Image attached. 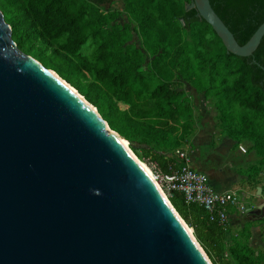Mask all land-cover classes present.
<instances>
[{"label":"water","instance_id":"obj_1","mask_svg":"<svg viewBox=\"0 0 264 264\" xmlns=\"http://www.w3.org/2000/svg\"><path fill=\"white\" fill-rule=\"evenodd\" d=\"M189 6L231 54L264 35L239 44L209 0ZM33 59L0 10V264H208L98 111Z\"/></svg>","mask_w":264,"mask_h":264},{"label":"trees","instance_id":"obj_2","mask_svg":"<svg viewBox=\"0 0 264 264\" xmlns=\"http://www.w3.org/2000/svg\"><path fill=\"white\" fill-rule=\"evenodd\" d=\"M110 1L0 0V10L17 47L29 51L26 41L36 40L49 49L35 58L91 103L110 129L137 141L132 150L143 151L153 170H168L179 137L191 129L192 104L172 87L180 71L195 88L215 95L224 115L237 117L264 145V35L251 56H237L189 6L192 0H122L121 11L105 10ZM209 1L239 44L264 22V0ZM123 11L129 21L120 24ZM131 22L141 47L131 42ZM259 172L253 165L240 174L250 180ZM168 200L217 264L225 228L187 206L180 191ZM228 251L237 264H253L245 244L235 242Z\"/></svg>","mask_w":264,"mask_h":264},{"label":"rangeland","instance_id":"obj_3","mask_svg":"<svg viewBox=\"0 0 264 264\" xmlns=\"http://www.w3.org/2000/svg\"><path fill=\"white\" fill-rule=\"evenodd\" d=\"M104 9L121 11L123 9L122 0H111L104 5ZM116 20L120 24L129 21L124 11L121 12ZM134 25L135 22L130 23V28L132 29L131 42L135 46L141 47L140 36L133 29ZM26 46L29 51L23 48L18 49L38 62L40 61L35 58V55L47 56L50 53L49 49L36 40H27ZM151 58L149 55L147 56L145 67ZM189 67L193 66L191 65ZM172 87L185 92L193 107L191 129L184 136L179 137L180 144L176 147L187 152L191 164L192 162L194 165H197L196 162L199 163L203 168V170L199 171L208 179L210 174L236 172L238 179L230 188H239L249 194V198H246V203L244 201L243 207L240 209L232 208L230 210L232 216L228 217V223H230L225 229L224 238H222L227 252L229 253L228 248L234 245L235 242L245 244L250 250V257L253 264H264V208H262L261 214L256 215L258 204L264 202V153L261 152V150L264 151L263 143H259L254 137L249 136L241 128L237 117H226L224 112L217 107V98L215 95L195 88L186 80L185 75L181 71L174 78ZM121 107L125 108L124 105H121ZM126 141L134 155L145 163L142 160V156L144 155L143 151L139 149L132 150L131 148V145L136 144L137 141ZM253 165L259 167L260 172L254 176L252 175V178L248 180L246 175H242L240 172L252 168ZM148 167L154 176V170L150 166ZM257 187L261 188L260 194H257ZM163 192L168 199V195L164 189ZM181 219L183 220L182 217ZM183 222L196 239L193 228L184 220ZM197 243L203 250L208 261L213 264L208 253L198 241ZM224 257L217 258V264H237L232 255L229 254L230 259H225Z\"/></svg>","mask_w":264,"mask_h":264},{"label":"built area","instance_id":"obj_4","mask_svg":"<svg viewBox=\"0 0 264 264\" xmlns=\"http://www.w3.org/2000/svg\"><path fill=\"white\" fill-rule=\"evenodd\" d=\"M174 159L167 171L154 170L161 188L167 195L174 190L180 191L187 206L202 209L209 221L226 228L230 210L243 207L249 194L239 188L224 191L214 188L209 179L192 166L187 152L181 148L174 150Z\"/></svg>","mask_w":264,"mask_h":264},{"label":"bare ground","instance_id":"obj_5","mask_svg":"<svg viewBox=\"0 0 264 264\" xmlns=\"http://www.w3.org/2000/svg\"><path fill=\"white\" fill-rule=\"evenodd\" d=\"M31 59H33L30 56H27ZM35 60V59H33ZM37 61V60H35ZM38 62V61H37ZM47 72L52 75L55 79H57L64 87H66L72 94H74L78 99H80L95 115L97 114V110L89 103L85 100V98H83L75 89H73L67 82H65L62 78H60L54 71L52 70H47ZM106 130L108 132H110L114 137H116L122 144L123 146L128 150V152L134 157V159L141 165V167L145 170V172L149 175V177L153 180V182L156 184V186L158 187L159 191L161 192L162 196L164 197L165 201L167 202V204L169 205V207L172 209V211L174 212V214L177 216V218L180 220V222L183 224V226L186 228L187 232L189 233V235L191 236V238L193 239V241L195 242V244L199 247L200 250L201 247L198 245L197 241L195 240V238L192 236V233L190 231V229L185 225V223L183 222V220L180 218V216L177 214V212L173 209V207L171 206V204L169 203L167 196L165 195V193L163 192V189L161 188V186L159 185V183L157 182V180L155 179V177L153 176L151 170L149 169V167L143 163L142 161H140L134 154L133 152L129 149L128 145H127V141L126 139H124L123 137H121L119 134H117L116 132L112 131L109 129V127L107 126V124L105 122H103ZM204 254V253H203ZM205 255V254H204ZM206 257V256H205ZM207 259V257H206ZM208 264H211L208 259H207Z\"/></svg>","mask_w":264,"mask_h":264},{"label":"crops","instance_id":"obj_6","mask_svg":"<svg viewBox=\"0 0 264 264\" xmlns=\"http://www.w3.org/2000/svg\"><path fill=\"white\" fill-rule=\"evenodd\" d=\"M196 164L198 166L194 165V163L192 162V166L195 169L203 170L202 166H200L199 163L196 162ZM209 179H210L209 181L211 182V184L214 185V188H216L219 191H224V190L229 189L232 186V184H234L237 181L238 174L236 172H230V173L226 172L224 174L222 172H219L218 174L217 173L210 174ZM231 216L232 215L230 212L229 217H231ZM229 223H227V226L229 225ZM220 257H224L225 259H230L229 253L227 252L226 247H225L224 251L221 253Z\"/></svg>","mask_w":264,"mask_h":264},{"label":"flooded vegetation","instance_id":"obj_7","mask_svg":"<svg viewBox=\"0 0 264 264\" xmlns=\"http://www.w3.org/2000/svg\"><path fill=\"white\" fill-rule=\"evenodd\" d=\"M262 213V209H257L256 215H259Z\"/></svg>","mask_w":264,"mask_h":264}]
</instances>
